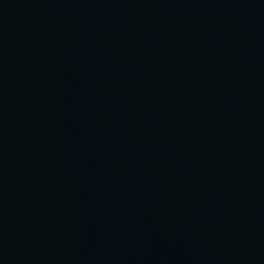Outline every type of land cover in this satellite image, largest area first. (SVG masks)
I'll use <instances>...</instances> for the list:
<instances>
[{"label":"water","instance_id":"obj_1","mask_svg":"<svg viewBox=\"0 0 264 264\" xmlns=\"http://www.w3.org/2000/svg\"><path fill=\"white\" fill-rule=\"evenodd\" d=\"M0 264H264V0H0Z\"/></svg>","mask_w":264,"mask_h":264}]
</instances>
